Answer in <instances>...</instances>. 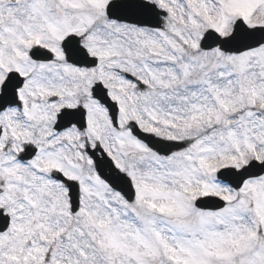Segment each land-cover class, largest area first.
Wrapping results in <instances>:
<instances>
[{"label": "snow or ice", "instance_id": "obj_1", "mask_svg": "<svg viewBox=\"0 0 264 264\" xmlns=\"http://www.w3.org/2000/svg\"><path fill=\"white\" fill-rule=\"evenodd\" d=\"M0 264H264V0H0Z\"/></svg>", "mask_w": 264, "mask_h": 264}]
</instances>
